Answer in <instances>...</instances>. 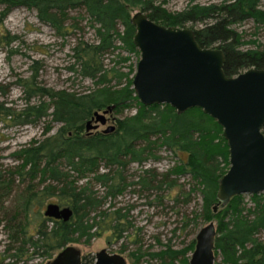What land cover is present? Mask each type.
I'll use <instances>...</instances> for the list:
<instances>
[{
    "label": "trees",
    "instance_id": "16d2710c",
    "mask_svg": "<svg viewBox=\"0 0 264 264\" xmlns=\"http://www.w3.org/2000/svg\"><path fill=\"white\" fill-rule=\"evenodd\" d=\"M155 1L0 0L1 21L12 9L25 8L36 12L38 21L57 37L64 38L71 29L82 30L79 24L83 20L94 35L91 42H76L71 49L73 62L67 68L92 83L86 93L42 86L33 75L17 81L23 102L19 112L0 103V122L9 118L17 126L43 123L44 137L11 155L18 162L12 170L0 168V210H4L0 223L5 222L8 231L9 259L17 262L30 253L29 258L51 260L68 245H89L104 234H108L109 245L119 243L133 228L130 212L134 206L117 207L115 201L137 188V193H148V197L154 192L159 204L166 196L174 204L184 197L187 204L191 195L199 193L201 213L193 218L216 221L215 264H264V195L249 196L251 207L244 196H236L213 210L218 183L228 165L222 129L199 108L178 115L168 105L142 106L132 89L134 69L126 65L129 55H139L132 42L135 29L129 22L130 10L138 6L160 25L184 28L190 24L202 48L215 46L223 51L226 76L248 69L264 70V48L241 49L255 42L244 40L233 29L245 21L264 27V10L260 8L264 0L193 4L174 14L163 7L170 0ZM107 55H115L111 65L105 64ZM110 106L117 113L134 107L136 114L117 120L111 133L87 134L85 124L93 113ZM160 107L163 110L155 122L144 120L146 113ZM55 125L56 132L49 135ZM162 150L177 156L174 166L161 174L143 169L148 163L159 162ZM218 158L224 164L221 169L213 164ZM133 165L142 169L139 174L130 173ZM180 177L186 178L188 193L177 183ZM176 189L180 190L177 194ZM13 193L17 206L5 210L3 205ZM51 199L71 210L67 222L42 215ZM194 245L193 240L178 249L167 245L131 256L133 264H188ZM124 248L118 253H124ZM92 262L87 257L82 260L83 264Z\"/></svg>",
    "mask_w": 264,
    "mask_h": 264
},
{
    "label": "rangeland",
    "instance_id": "374dc122",
    "mask_svg": "<svg viewBox=\"0 0 264 264\" xmlns=\"http://www.w3.org/2000/svg\"><path fill=\"white\" fill-rule=\"evenodd\" d=\"M221 1L170 0L163 7L168 13L174 14L185 10L189 5L219 3ZM155 3L158 4L159 2L156 0ZM260 8L264 10V1L261 2ZM1 11L2 8L0 7V14ZM139 11L140 7H134L130 10V15ZM72 15L77 16L74 13ZM85 24L86 20H83L79 24L82 30L71 29L64 38H60L48 26L38 21L36 12L25 8H14L3 21L0 20V103H4L6 107H11L19 112L23 108V102L17 81L30 78L33 75L36 76L37 82L42 86L55 90L64 89L78 94L86 93L92 87V83L89 80H82L67 69L73 62L71 49L76 42L81 39L90 42L94 40L93 31L87 28ZM184 28H191V25L187 24ZM233 29L241 33L244 40L255 42V45L248 44L241 49H253L258 45L264 48V27L255 26L252 21H245L233 26ZM12 38L15 39L12 40ZM122 55L128 56L125 53ZM114 57L115 55L105 56V64L111 65ZM128 57L129 61L126 65H131L135 72L140 56L131 54ZM2 92L5 94L3 95ZM162 110L163 107H160L151 113H146L144 120L149 123L155 122L154 118ZM99 113L101 114V112ZM135 114L136 108L134 107L121 113L113 111L105 116L106 125H99L97 131H103L111 126L116 127L117 120L133 117ZM56 130L57 126L55 125L49 135L54 134ZM42 131L43 123L36 126H17L9 118L0 122V168L12 170L18 162H15L11 155L20 149L27 148L33 141L42 140L44 138ZM91 133H95V131ZM160 155L162 159L159 162L148 163L143 169L152 168L161 174L173 167L178 161L177 156L166 151H160ZM213 164L218 166L216 169L224 167L219 158L218 162ZM227 164V167L224 168V174L229 168V158H227ZM141 170V168L133 165L130 168V173L139 174ZM177 183L184 187L185 193H188L189 186L186 178H178ZM15 184L19 185L16 182ZM133 189H129L115 201L117 207L134 206L130 212L133 228L125 234L119 243L109 245L107 242L108 234H104L93 239L89 245L74 244L69 246L77 248L83 257L93 259L102 250H106L109 254H119L121 246H124V253L120 255L127 264H133L132 253H136V251L155 252L167 245L176 249L181 248L193 241L197 233L210 223L201 218L196 220L193 218L195 214L200 215L201 213L202 200L199 193L191 195V200L187 204L184 203V197L180 198L178 204H174L167 196L163 199L162 204H159L155 200L154 192H150L148 197V193L140 195L137 193V188L132 192ZM178 192L180 190L176 189L175 193ZM164 193L167 195V192ZM244 197L247 207H251L252 203L249 196L245 195ZM6 201L3 208L9 210L12 205H16L17 195L11 194ZM50 203L56 204L55 200L51 199L42 208V213L45 206ZM3 214L4 210H0V219H2ZM31 217L33 218V215ZM211 222L216 227V221ZM4 225L5 222L0 223V264H48L57 254L55 253L51 260L29 258L30 253L17 262L15 259H9L11 251L8 249H11V244L8 231Z\"/></svg>",
    "mask_w": 264,
    "mask_h": 264
},
{
    "label": "water",
    "instance_id": "95a60500",
    "mask_svg": "<svg viewBox=\"0 0 264 264\" xmlns=\"http://www.w3.org/2000/svg\"><path fill=\"white\" fill-rule=\"evenodd\" d=\"M133 45L139 52L132 89L144 107L168 105L178 115L199 108L222 129L229 168L216 193L217 207L236 196L264 195V70L248 69L236 76L224 73L225 55L217 47L202 48L191 28L166 27L139 11L131 15ZM114 106L93 113L86 122L90 134L106 125ZM114 126L103 134L111 133ZM44 217L67 222L69 208L47 204ZM216 227L210 222L196 235L188 264H215ZM48 264H82L81 252L66 246ZM93 264H127L120 254L102 250Z\"/></svg>",
    "mask_w": 264,
    "mask_h": 264
},
{
    "label": "flooded vegetation",
    "instance_id": "af4514ba",
    "mask_svg": "<svg viewBox=\"0 0 264 264\" xmlns=\"http://www.w3.org/2000/svg\"><path fill=\"white\" fill-rule=\"evenodd\" d=\"M105 126V125H104ZM98 130V129H97ZM97 130H95V133H97V132H99V131H97ZM104 131V130H103ZM103 131H100V132H102L103 133ZM83 256H82V260H83ZM90 259H93V258H90ZM94 260H95V257H94V259H93V262H92V264L94 263ZM83 264V263H82Z\"/></svg>",
    "mask_w": 264,
    "mask_h": 264
}]
</instances>
